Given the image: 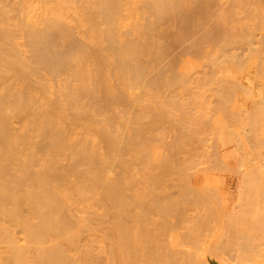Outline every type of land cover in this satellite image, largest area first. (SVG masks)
I'll list each match as a JSON object with an SVG mask.
<instances>
[{
  "label": "bare ground",
  "instance_id": "obj_1",
  "mask_svg": "<svg viewBox=\"0 0 264 264\" xmlns=\"http://www.w3.org/2000/svg\"><path fill=\"white\" fill-rule=\"evenodd\" d=\"M29 1L0 0V264H101L100 260L104 262L107 260L106 264H193V261L196 264L198 261H195L194 257L197 258V254L193 255L189 251L188 255L193 256V258L187 256L189 261H185L187 258L184 256L179 259L175 255L180 253L178 255L180 256V249L183 252V248L189 244L188 242L192 247L197 246L195 240H197L199 232L207 222L211 221L214 214H218V211L215 208L214 210L209 208L206 223H202L198 219L200 211L204 212L206 206L214 205L217 201L216 192L212 188L213 182L208 178H204L199 183L198 173L202 172L201 169L195 173L196 175L193 174L195 178L190 174L197 164H201V161L197 162L199 159L194 157H201L203 154L201 156L193 155V152L188 150H194L195 146L199 147L200 141L199 144L197 143L201 139L200 136L209 130L214 131L218 141V150L228 149L236 143V139H239L241 143L244 140L253 142L252 154L242 155L237 164L245 190L249 188L246 192L243 191V188L241 192L246 204H252V199L257 196L258 192H261L260 186L264 182L261 177L264 174V144L254 134V124H243L249 115H253V112L249 110L250 106L244 102L246 96L249 98L253 95V90L246 85L245 78L237 74L239 65L244 63L246 58L250 60L251 55H248L249 57L244 55L246 58L241 57V59L244 58L243 62L237 58L239 56L231 47L235 45L234 43H239L235 40L240 35L236 31L245 28V25L242 24L243 22L239 23L242 27L240 25L235 30L237 24L233 25V23L231 25L235 32L231 31V28L229 31L227 30L228 27H231L228 26L230 25L229 20L235 22L236 20L233 18H236L239 21L237 16L239 14L235 9L244 10V6L231 7L233 11L228 10L231 11L227 13L228 16L225 13L226 17H229L231 13L233 15H231L232 18H228L227 23L225 18L221 17L220 21L224 29L223 26L220 27L222 24L219 22L217 23L219 25L214 24L215 27H220L221 30L218 29V31L221 32L219 31V33L216 31L217 27L214 26L212 27L216 32L212 27L211 31L206 29L207 23L205 22L209 17L204 15L207 13H202L203 16L198 13L199 20L201 19L200 15L203 17L200 21L201 27L205 24L203 26L205 34H202L203 29L200 30L201 33L197 31L200 23L198 22L199 24L196 25L197 11L200 10L194 9L197 5L193 6L195 3L199 4L200 1L197 0H35L37 2L34 1L35 7L33 0V4ZM203 1L205 5H211L214 2L218 4L220 0ZM200 3L199 6L204 4L202 1ZM36 5L40 9V13ZM209 7L212 12L214 8ZM205 8L207 12L210 10L206 6ZM205 8L204 11H206ZM37 9L38 14H36ZM192 9L196 11L195 16V11ZM34 10L35 13H33ZM210 12L206 16H210ZM75 13L81 18L75 16ZM131 17L132 19H130ZM204 17L207 20H203ZM73 18L76 19L78 25L73 23L75 21L71 22ZM241 18L240 21H243L245 16ZM79 19L80 21H78ZM132 20L133 23H131ZM138 20L139 23L142 22L136 25L135 21ZM128 21L132 27L136 26L135 29L133 28L134 31L131 26L128 28ZM77 26L86 28L83 32L84 35L82 32L79 34L80 31L77 32L79 30ZM124 26L132 31L131 36L134 35V37L128 36L126 34L128 32L125 33L127 37L123 36ZM194 29L196 33H199L198 35L202 34L197 36L198 38L195 36L196 33L193 35L194 38L196 37L193 39L197 42H191L192 45H195L194 43H197V46L200 45L197 50H193L196 46L192 45L189 48L183 47L186 42L189 41L187 45L189 46L190 41H194L191 38L192 32H195ZM206 30L210 31L209 33L213 30L215 35L206 33ZM230 31L231 33H229ZM226 32L229 33V37ZM232 32L236 33L235 39ZM230 34L233 35L230 36ZM79 35H82V38L86 40L78 37ZM76 37L81 38L83 42ZM231 37L236 42H233ZM167 39H171L170 45L169 41H166ZM165 41L168 42L167 48H175L173 56L176 55V63L173 57L172 63L174 62V64L168 60L170 63L167 62V68L166 65H163L165 63L163 60L171 51L169 52L166 46L165 48L162 46ZM172 42L180 49L176 50V47L171 45ZM164 49L168 51L166 54H164L166 52ZM175 50L180 51L182 55L176 53ZM229 52L234 55H230ZM177 54L178 57L180 56L178 61L186 58L181 61L183 65L179 69L177 68L181 64L180 62L178 67L174 66L178 63ZM164 55L166 58L162 59ZM161 59L162 66H165L167 70L170 68L167 73L164 71L165 75H159L165 70L163 69L161 72V68H163L160 67L161 65L159 66ZM170 64L173 67H169ZM158 66L160 69L157 68ZM153 68L159 69L160 73H156L158 71L156 69L152 73ZM149 71L152 75L156 73L154 76L157 78L149 79L148 77L152 78V75L147 76L148 73L150 74ZM146 77L151 81H148ZM194 83L196 91L192 93L198 96L199 101L190 104L187 99L191 96L190 90H195L192 88ZM164 87L169 90L178 87V90L182 91L179 96L183 95L184 99L182 100H185V104L182 103L184 105L182 108L184 110H181L183 114L176 110H180L182 106V104L180 106V98V101L177 99L170 103L167 101L169 103L167 106L164 105L167 104L164 101L165 111L162 109L163 114H160L161 107H157V109L156 105L158 106L163 96L157 99V101L160 99L158 102L155 99L157 98L156 94L160 96V93L165 92L164 89L160 90ZM122 90L124 94L119 99L121 102L122 97L124 99L126 97V99L130 98L128 103L130 107L137 106L139 102L136 108H139L140 104L143 106L142 103L144 106L146 105L145 107L150 108L151 104L154 105V101H156L157 104L152 106L154 108L151 107V112L154 113L156 108L159 111L156 110L155 113H159H154L156 117L152 116L153 114L149 112L150 109L147 111L146 108L145 111L142 106L138 109L139 112L136 108L132 112L125 109L126 107L130 109L129 105L125 104L124 108V105L119 102L120 105H123L120 111L125 109L127 112L121 111L122 114L119 115L122 117H120L117 114L119 112L117 105L115 111L118 110V112L111 110V113H116L117 116L113 113L116 118L112 119L104 115L105 120L103 114L108 115L109 113L106 112V108H102L103 105L100 102L108 103L110 100L111 102L106 106L113 103L118 104V99L112 103L111 97L113 99V95L119 91V98ZM139 90L142 92L138 95ZM134 91L137 95L134 94ZM174 92L178 96L175 89ZM98 97L102 100L98 104L102 105L101 107L96 105L98 100H94ZM86 99H93L95 103L90 101L93 103L91 105ZM84 102L87 103V106ZM148 102L151 104L149 105ZM175 102L177 105H174ZM88 104L91 107L84 108L88 107ZM94 104L97 107L92 109ZM212 104L215 105L212 106ZM99 107L101 110H98ZM107 107L110 109L109 106ZM252 108L255 109L258 117H264L263 98L258 97L253 101ZM90 109L98 111L91 110L92 113H97L94 122L89 119L94 116ZM199 109L202 111L199 112V115H194L196 117L195 121L192 118L194 121L192 124L190 122L192 112L199 111ZM78 111H81V117H83L80 118L84 121L86 119V126H81L84 121L79 120L81 114L77 116L78 120L82 121L81 124L79 122L77 124H80L84 128H82L83 130L79 125L76 127L72 124L75 126L72 127L73 129L68 127L70 122L74 123L71 117L77 115ZM175 111L181 115L177 122L172 121L178 120L175 118L178 114L174 116ZM71 112H74V116L70 117V121ZM166 115L174 118L172 120L170 118L174 123L168 120L172 128L167 122L171 132L173 129L176 132L178 131L176 129L183 128L181 133L173 132L174 137L179 135L176 140L172 134L170 145L162 142L166 140V136L164 133V140L162 132H159L164 127L168 131L166 123L163 124L162 121L164 119L166 122L168 119V117H164ZM148 116L153 121L149 119L147 124ZM108 118L112 120L109 121ZM145 118L146 120H143ZM75 119L77 121V118ZM142 120L146 124L142 123L141 125ZM88 122L91 124H87ZM189 122L190 124H188ZM17 124L22 126H20L21 129L16 128ZM161 124L163 125L160 127L163 128L162 130L158 127ZM248 125L250 126L247 127ZM192 126L195 127L192 128ZM76 128L82 130L81 136L77 137L76 134H73L74 136L68 137L64 134V132L70 134L72 131V133L78 132L77 135H79L80 129L76 131ZM186 130H190V133L184 134L188 133ZM157 132L161 133L162 139H160V135H157ZM184 135L197 136V145L193 142L196 139L192 137L193 143L188 144H194V146L192 145L194 148H189L191 145L188 147L187 142L191 139L187 141L188 137ZM156 139L162 140L159 142L166 146L169 145L168 150H171L172 153L167 150L168 153L165 152L167 156L161 157L162 150L166 151L167 147L164 145V149L158 147L162 144ZM173 139L176 140L174 142L176 146L172 143ZM41 143L43 147H41ZM170 146L173 148L171 149ZM183 146L187 148L185 151L190 155L187 156ZM48 147L52 149L46 151ZM104 149L105 154L103 153ZM155 150L160 155H156ZM181 151L182 154H185L184 157L187 156L186 159L180 156ZM38 155L40 157L36 158ZM129 155L131 159L128 158ZM158 156L160 157L158 158ZM190 156L194 160L189 159ZM114 157L117 160H119L118 157L125 159L120 160L122 165L118 163L122 166V168L119 166L118 171L120 170V172L118 173L115 171L117 167L113 169L112 163L119 162L117 160L113 162ZM180 157L182 160L184 159V162L187 160L186 163H181L183 161ZM64 158L65 161L70 159L67 161L68 163L66 162L69 167L62 166L64 163L61 165V159L64 161ZM127 158L131 161L125 162ZM152 160L158 162V166L155 164V167ZM114 165L116 164L114 163ZM133 169L141 170V172ZM112 170L115 172H111ZM110 172L114 176L115 173L118 174L114 177L115 179H112L113 176ZM134 172L140 176L135 174L137 178L133 177ZM108 176L109 178H107ZM165 182H169L170 186ZM164 183L168 186L166 189H162ZM137 186L145 187L143 189L146 192L147 190L157 192L156 190L161 188L164 193L161 190V194L157 192L158 195L151 196L150 194L155 192H150L147 195L141 189L142 187L138 190L140 189L143 193L139 192L136 189ZM100 191L102 192L100 193ZM96 195L98 196L96 197ZM95 197L96 207L93 208L95 205H91V203H93L92 198ZM105 202L108 205H105L106 209H102L107 211L108 216H113L112 219H107L106 225L114 218L115 221L117 220L116 223L114 220L112 221L114 225L110 223L112 229H109L111 226L107 225L109 232L106 231L108 233L106 239L103 238V241L106 240L108 243L106 260L103 255V259L101 258L102 253L99 254L100 256H98V252L94 255L96 250L93 252L95 249L93 246L95 244L96 247V243L92 240L94 232L98 234V230H100V235H103L104 229L101 224L107 217L102 221L103 216L101 215L105 212L103 210L100 216L98 214L93 216L92 213H95L94 210L99 206H104ZM91 207L94 209H92V213ZM83 214L88 215L82 216ZM244 214L251 215L249 211H244ZM246 226L250 232L258 229L253 241L247 245V250L250 252L254 242H262L264 237V213L255 214ZM98 227H102V232ZM156 228L160 230V233L166 232V236L169 237L170 241L165 240L164 246L159 243L160 246L153 244L156 243V236H158L154 235L155 232V234L158 232ZM182 228L187 231L185 235L176 232ZM16 231H20L24 235V238L21 237L24 239L23 242L27 241L24 243L25 245L18 244L20 242L17 240L21 237L16 236ZM20 233L19 235H21ZM168 233H170L169 236ZM258 234L260 235L257 237ZM176 236L177 238L181 236L179 241L182 245L176 243L178 242ZM17 237L19 238L17 239ZM182 239H185L184 241L187 243L183 244ZM52 242H56L55 245ZM167 242L169 243L167 244ZM26 243L29 244L28 249ZM2 245H7V248ZM261 245L263 244H258V247ZM21 247L26 249L23 250ZM176 248H179L178 253H175Z\"/></svg>",
  "mask_w": 264,
  "mask_h": 264
},
{
  "label": "rangeland",
  "instance_id": "obj_2",
  "mask_svg": "<svg viewBox=\"0 0 264 264\" xmlns=\"http://www.w3.org/2000/svg\"><path fill=\"white\" fill-rule=\"evenodd\" d=\"M28 1V0H27ZM35 0H33V2H34ZM137 1V0H136ZM194 1H196V0H194ZM198 2L200 1H202V3H204V4H202V6L205 8V6L208 8L209 6H212L214 9H212V12H210L211 11V9H210V7L208 8V9H210V10H208V12H210L211 14H210V16H206L207 14H208V12H207V9H206V11H204V8L202 7V6H199V4L201 5V3L199 2V4L197 3H195V5L193 4V6H195L196 7V5H197V9L196 8H194L195 10H200V11H197V16H198V13L199 14H202V13H207L206 15H204V14H202V16L204 15L205 17H209L208 18V20H207V18H205L204 17V19L203 20H207V22H205V23H207V26L205 25V27H206V29L208 30H210L211 31V27L212 26H214L215 27V25H219V24H217L218 22L220 23V24H222V22L220 21L222 18H225V20H226V23H227V21L229 20L228 18L230 17V18H232L231 17V15H232V13H231V15L229 16V17H226V16H228V14L227 13H230L228 10H232L231 9V7H237V8H239V7H243V9L244 10H240V9H235V11L237 10V12H238V14L239 15H237L238 16V18H239V21H240V18L241 17H243L244 18V16H245V18H244V20L243 21H238V19H236V18H233V19H235L236 21L235 22H231V20H229V22H230V25H228V26H231V27H228L227 28V30L229 31L230 29L229 28H231L232 30L231 31H234V27H233V25H236L235 26V30H236V28H238V26H240L241 24H239V23H242V24H244L245 25V28H242V29H238L239 31H236L238 34H240L238 37H236V33H234V32H232V33H234V35L235 36H233V38L234 37H236V39L235 40H237L239 43H234V44H232L231 43V41H229V40H227V42H230L232 45H234V46H231L233 49V51L236 53V55L237 56H239V57H237L236 55V57L238 58V59H240V60H243V62H244V58L243 59H241V57H243L244 55L246 56L247 55V57H249L250 55H251V59L250 60H248L249 58H246L245 56V58H246V60H245V62L244 63H242V61H241V63L242 64H240L239 65V68H238V72H237V74L239 75V76H242L243 78H245V80H244V82L246 83V85L247 86H249L252 90H253V95L252 96H250L249 98L246 96V98H245V100H244V102H246L247 104H248V106H250V109L249 110H251L252 112H253V115H249L246 119H245V121L243 122V124L244 125H247V124H254V126H255V133L254 134H256V136L258 137V139L264 144V117L262 118V117H258L257 116V114H256V112H255V109L254 108H252L251 109V105L253 104V101H255L256 99H258V97H260V98H263V101H264V0H220L219 2H218V4L216 3V2H214L213 4L211 3V5H205V2L203 1V0H197ZM216 1V0H215ZM29 2H31L32 4H33V2H32V0H30ZM36 2V1H35ZM34 2V7H35V4L37 3H35ZM193 3V2H192ZM216 3V4H215ZM240 4H242V5H240ZM191 5V4H190ZM214 5V6H213ZM215 5H217L216 7H215ZM239 5V6H238ZM192 6V5H191ZM192 6V7H193ZM199 6V7H198ZM36 7H37V5H36ZM192 7H190V8H192ZM211 7V8H212ZM38 8V7H37ZM39 9V8H38ZM38 9H37V11H36V14H38L37 12H38ZM194 9H192L193 11H195ZM191 10V11H192ZM203 11V12H202ZM227 11V12H226ZM233 11V10H232ZM234 11V12H235ZM33 13H35V10H34V12ZM39 13H40V9H39ZM71 13H73V12H71ZM195 14H194V16L196 15V11L194 12ZM225 13H226V16H225ZM126 14V13H125ZM34 15V14H33ZM72 15V17H73V14H71ZM71 15H70V17H71ZM209 15V14H208ZM75 16H80V15H76V13H75ZM137 16H138V14H137ZM201 15H200V18L202 19L203 17H202ZM223 16H225V17H223ZM233 16V15H232ZM241 16V17H240ZM139 17V16H138ZM222 17V18H221ZM75 18V17H74ZM73 18V20L71 21L70 19H69V21H71V22H73V21H75V22H73L74 24L76 23L77 24V22H76V19H74ZM77 18V17H76ZM79 18H81V17H79ZM136 18V17H135ZM198 18V20H197V24L196 25H198L199 23H200V21H201V19L199 20V16L197 17ZM196 18V19H197ZM130 19H132V17L130 18ZM129 19V20H130ZM137 19V18H136ZM135 19V20H136ZM139 20H141V17H139ZM139 20L138 21H135L136 22V25L139 23ZM202 20V22H204ZM241 20H242V18H241ZM17 21V20H16ZM15 21V22H16ZM78 21H80V19L78 20ZM237 21H238V23H237ZM135 22H134V24H135ZM142 21H140V23H141ZM199 22V23H198ZM223 22H224V20H223ZM228 22V23H229ZM131 23H133V20H132V22ZM139 23V24H140ZM226 23L224 22V25H225V27H226ZM234 23V24H233ZM236 23V24H235ZM128 28H130L129 26H131V29H133L134 27H132V25H130L129 24V21H128ZM133 24V25H134ZM215 24V25H214ZM231 24H233V25H231ZM71 25H72V23H71ZM78 25V24H77ZM196 25H195V27H196ZM203 25V26H204ZM201 27V23H200V26H198V29H197V27H196V29H197V31L199 32L201 29H203V31H202V34H205V32H204V28L205 27ZM209 26V27H208ZM221 26H223V24L222 25H220V27ZM75 27H76V25H75ZM83 26H81L80 28H82ZM125 27V26H124ZM200 27V28H199ZM208 27V28H207ZM214 27H212V29H214ZM217 27V26H216ZM215 27V28H216ZM219 27V26H218ZM217 27V29H216V31L219 33V31L221 30L220 29V27L218 28ZM241 27H242V25H241ZM240 27V28H241ZM77 28H79L78 26H77ZM79 28V30H77V32H79V34H81V32L83 33V32H85V30L84 29H86V28H82V29H80ZM135 28H136V26H135ZM134 28V29H135ZM134 29H133V31H134ZM218 29H220L219 31H218ZM223 29H224V26H223ZM123 30V29H122ZM206 30V33H209L208 31ZM226 30V29H225ZM131 30H129V29H127V26L125 27V31L123 30L122 32L124 33V35H123V33H121V30H120V33L124 36V37H127V35L126 34H128V36H130V37H134V35H132L131 36V34H133L132 33V31L130 32ZM194 31H195V29H194ZM214 31H215V29H214ZM215 31V32H216ZM231 31L229 32V33H231ZM76 32V33H77ZM126 32H128V33H126ZM196 33V31L195 32H192L193 34L191 35V38L193 39L194 38V33H196L195 34V36L197 37H199L200 35H202V34H200V35H198L199 33H201V31L199 32V33ZM215 32H213V30H212V32L211 33H209L210 35L212 34V35H215ZM221 32V31H220ZM225 32V31H224ZM126 33V34H125ZM130 33V34H129ZM217 33V34H218ZM227 33V32H226ZM229 33H227V35L229 34ZM78 34V33H77ZM77 34H76V36H77ZM83 35H84V33H83ZM126 35V36H125ZM231 35H233V34H230V36ZM193 36V37H192ZM78 37H81L82 38V35L80 36H78ZM78 37H76L77 39H80L79 41H81V42H83V40L85 41L86 39H84V38H82L83 40H81V38H78ZM84 37V36H83ZM196 37L194 38V39H196ZM197 37V38H198ZM228 37H229V35H228ZM232 38V37H231ZM232 38V39H233ZM192 39H190V40H192ZM193 39V40H194ZM231 39V40H232ZM233 39V40H234ZM171 40V39H170ZM170 40L169 39H167L166 41H169V45H170ZM233 41V42H236V41ZM21 42L23 41V40H20ZM163 42L162 44V46H164V48H165V46H166V49H169V52L171 53H169V54H167L166 56H167V58L169 57V56H172L171 58L169 57V59H167L166 58V56L164 55V57H162V59L163 58H166L165 60H163V62L165 61V63H163V65H166L167 64V62H168V60L172 63V61H173V57H174V59H175V56H173L174 55V49L175 48H173L172 46L174 45V47H176V50H178V49H180L179 47L177 48V46L178 45H176V44H174V42H172L173 44H171L172 46V48H167V46H168V42ZM193 42H197L196 40H194V41H190V44H189V46H187L188 45V43H189V41L188 42H186L185 43V45L183 46V47H185V48H189V47H194V46H196V47H194L193 48V50H197V49H199V46H197V43H194L195 45H192V43ZM88 43V42H87ZM165 43H166V45H165ZM202 44V43H201ZM192 45V46H191ZM203 45V44H202ZM89 47H91L90 45H89ZM228 48H230V47H228ZM162 49H163V47H162ZM166 49H164V51L166 50ZM231 49V48H230ZM230 49H227V50H230ZM175 50V51H176ZM182 50V49H181ZM89 51V50H88ZM163 51V50H162ZM164 51H163V53H164ZM168 51L166 50V52L164 53V54H166ZM232 52V51H231ZM176 53H179V55H182V53L180 54V51H176ZM229 54H230V52H229ZM231 54H233V53H231ZM230 54V55H231ZM234 55V54H233ZM249 55V56H248ZM177 61L179 60L178 58H180V56L178 57V54H177ZM182 58V57H181ZM185 58V57H184ZM184 58H182V60L184 59ZM162 59H161V63L159 64V66L160 67H163L162 66ZM186 59V58H185ZM181 60V61H182ZM181 61H178V63L176 64V65H174L175 66V68L176 67H178L177 69H179L180 68V66L182 67V63H181ZM170 62H168V64L170 63ZM175 63H176V59H175V61H174ZM174 62L172 63V64H174ZM181 64H180V63ZM167 64V65H168ZM178 64H180V65H178ZM167 65H166V68H167ZM178 65V66H177ZM159 66L157 67V68H159ZM169 67H173L171 64H170V66ZM168 67V68H169ZM157 68H153V70H151L152 71V73H154L156 70H158L156 73H160V71H159V69H157ZM156 69V70H155ZM163 69H165V66L163 67V68H161V72H162V70ZM169 70H170V68H169ZM169 70H167V69H165V70H163V72L164 71H166V73L169 71ZM176 70V69H175ZM151 71H149L150 72V74L148 73L147 74V76H151L152 75V73H151ZM154 71V72H153ZM158 73L159 75H165V72L164 73ZM156 73L155 74H153L152 75V78L151 77H148L149 79H155V78H157L156 76H154V75H156ZM159 75H157L158 77H159ZM169 75V74H168ZM168 75H166V76H168ZM146 79H147V77H146ZM149 79H147L148 81H151V80H149ZM57 86H59V85H57ZM192 88H195V90H190V92H191V96H190V98H188L187 99V102H189L190 104H193L194 102H196V103H198V96H196V95H194L195 93H192V92H194V91H196V84L194 83V84H192ZM213 88H214V86H213ZM164 89V91L165 92H163V93H160L159 92V90H158V93H160L161 95L159 96L158 94H156L157 95V98L155 99L156 101H157V99L158 98H160L161 96H163V97H161V99L163 100V102H161V101H159L160 103V106H159V104H158V106L156 105V108L157 107H161V109H160V111L162 110V111H165L164 110V108L163 107H166L170 102H172V100L173 101H175L174 99H177V100H179V98H180V100H181V102H180V106H181V104L183 103V104H185V100L183 101L182 99H184L182 96H179V95H181L182 94V91L181 90H178V87H175L174 89H175V91H177L176 92V94L179 96H176L175 95V92L173 93V91H174V89L173 88H171V90H169L168 88V90L164 87V88H161L160 90H163ZM166 89V90H165ZM177 89V90H176ZM137 91V90H136ZM122 93H120V97L118 98V96H119V91L118 92H114L115 93V95H117L116 96V99H114L115 98V95H113V99H112V97H111V100H112V103H113V101H115V100H117L118 99V104H116L115 105V103H113L112 105H114V106H112V105H107V106H109L110 107V109L106 106V104H108V103H110L111 101L109 100V102L107 103L106 101H105V103H103V101L98 97L97 99L95 98L94 100H98V101H96V105H98L99 104V102H100V100L102 101V103L100 102V104H102L101 106H102V108L104 109V108H106L105 110H107L106 112L107 113H109L108 115L107 114H103V118H105L106 116L107 117H110V118H112V119H114V118H116V113L115 112H118V110H116L115 111V109H119V112L117 113L118 115L119 114H122V112L121 111H123L124 113H126L127 112V110H130V111H132V112H134V109L138 106V104H139V102H138V104H137V106L135 105V106H133V107H130V105L128 104L129 102H130V98H128V96H127V98L128 99H126V97H125V99H124V97H122V102H121V100H119V99H121V96L124 94V92H123V90L121 91ZM135 92V91H134ZM141 92L142 91H138V95H139V93L141 94ZM156 93H157V91H156ZM181 93V94H180ZM134 94H136V92L134 93ZM163 94V95H162ZM137 95V94H136ZM242 95H245V94H242ZM141 96V95H140ZM167 97V98H166ZM176 97H178V98H176ZM241 97V96H240ZM124 99V100H123ZM89 100V99H88ZM88 100L86 99V101L88 102ZM93 99L92 100H89V103L91 104L92 102H90V101H93V103H95V101H94ZM171 100V101H170ZM179 100V101H180ZM243 100V99H242ZM85 101V100H84ZM85 101V102H86ZM156 101H154V105H155V103L157 104V102ZM164 101H166L165 103H167V104H164ZM167 101H169V103L167 102ZM179 101H176L177 103L179 102ZM84 102V103H85ZM119 102L121 103V104H123V105H120L119 104ZM145 102V101H144ZM176 102H175V104L174 105H177L176 104ZM92 103V104H93ZM149 103V102H148ZM87 103H85V105H86ZM90 104H88V107H84V108H89V107H91V106H89ZM91 104V105H92ZM104 104H105V107H104ZM125 104H126V106H128L129 105V107H130V109H128V107H126L125 106ZM143 104V106H144V103H142ZM146 104H147V101H146ZM151 103H149V105H150ZM153 104V103H152ZM151 104V107L152 106H154V105H152ZM166 105V106H164V105ZM182 104V106L180 107V106H178V107H180V110H178V109H176L177 110V112L178 111H181L182 110V108H184L183 105ZM95 105V104H94ZM92 106V109H93V107H97V106ZM118 105V106H117ZM162 105V106H161ZM179 105V104H178ZM215 104H212V106H214ZM98 106H100V105H98ZM100 106V107H101ZM112 106V107H111ZM116 106H117V108H116ZM121 106H123L125 109H127V110H125V109H122L121 111H120V108H121ZM141 104H140V107L139 108H141ZM142 106V109L144 108L145 109V111H146V108L148 109L147 111H149V109H150V113H152L151 112V107L150 108H148V107H143ZM100 107H99V109L98 110H101L100 109ZM122 107V108H123ZM177 107V108H178ZM112 108V109H111ZM133 108V109H132ZM139 108H136V110H138ZM152 108H154V107H152ZM155 108V111L158 109H156ZM92 109H90V112H91V110ZM97 109H95V110H97ZM132 109V110H131ZM141 109V110H142ZM89 110V109H88ZM95 110H92V111H94V112H98V111H95ZM111 110L112 111H115V112H113V113H115V115L116 116H114V114L113 113H111ZM135 110V111H136ZM154 110V109H153ZM184 110V109H183ZM182 110V111H183ZM84 111H86V110H84ZM103 111V110H102ZM126 111V112H125ZM129 111V112H130ZM140 110H138V112H139ZM155 111H153L154 113H155ZM157 111H159V110H157ZM160 112V114H163V112ZM182 111L181 112H178V113H182ZM202 110L201 109H199V111L198 110H196V111H193L192 112V114L193 115H191L192 117L190 118L191 119V121L190 122H192V124H193V122L195 121V117L197 116V115H199V112H201ZM88 112V111H87ZM87 112H84V113H87ZM90 112H88L89 114L88 115H90L91 116V114H90ZM101 112V111H100ZM137 112V111H136ZM72 113V112H71ZM70 113V114H71ZM75 113H77V112H75ZM82 113H83V111H82ZM92 113V112H91ZM101 113H103V112H101ZM100 113V114H101ZM104 113H105V111H104ZM110 113H111V116H110ZM147 113V115H148V112H146ZM150 113H149V115H150ZM154 113H152L153 115L152 116H155L156 117V115H154ZM157 113H159V112H156L155 114H157ZM175 113V115L174 116H176V114H178V113H176V111L174 112ZM78 114H81V111L79 112L78 111V113H77V115L75 114V116H74V112L71 114V115H69V120L71 121V118H72V122H74V123H71L70 121V123L67 125H65L66 126V128H67V126L68 127H78L77 125H79V127H81L82 125L84 126H86V119H85V121L83 120V119H81V118H83V117H81L82 116V114L81 115H79V118L77 117L78 116ZM97 114V113H96ZM96 114L95 113H92V115H94V116H92L91 118H89L92 122H94L93 120H95L96 119ZM180 114H178L175 118H179L181 115ZM183 114V113H182ZM104 115H105V117H104ZM194 115H196V116H194ZM71 116H74L75 118H77V121H76V119L74 118V117H71ZM84 116V115H83ZM120 116V115H119ZM118 116V117H119ZM151 116V117H152ZM173 116V117H174ZM71 117V118H70ZM94 117H95V119H94ZM97 117H98V115H97ZM114 117V118H113ZM120 117H122V115L120 116ZM150 116H148V120H146V118L145 119H143V120H146V122L148 121L149 122V118ZM164 117H168V119L166 120V122L164 121V119L162 120V119H160V120H162L161 122L163 123V124H165L166 123V126H167V122H169L168 120H170V118H171V120L172 119H174V118H172V117H170V116H164ZM194 119V121H192L193 119ZM75 119V120H74ZM83 120L84 122H85V124H84V122H82L83 124H81V122L79 121V120ZM112 119H110V120H112ZM153 119H155V118H153ZM187 119V118H186ZM189 119V120H190ZM105 120H106V118H105ZM108 120H109V118H108ZM109 120V121H110ZM143 120H142V122H140L141 123V125H142V123L143 124H146V122L144 123L143 122ZM150 120H152V119H150ZM170 120V121H171ZM180 119H178V120H172V121H175V122H177V121H179ZM153 121V120H152ZM171 121V123H174V122H172ZM76 122V123H75ZM80 123L81 124V126H80V124H77V123ZM148 122H147V124H148ZM160 122V123H161ZM190 122L188 123V124H190ZM130 123V122H129ZM160 123H158V124H160ZM70 124H71V126H70ZM72 124L73 125H75V126H72ZM87 124H91V122L89 123H87ZM169 124H170V122H169ZM168 124V125H169ZM130 125H131V123H130ZM129 125V126H130ZM133 125H135V124H133ZM149 125H150V123H149ZM153 125V124H152ZM20 124L18 125H16V128L17 129H19L20 128ZM147 126V125H146ZM161 126H163L162 124L161 125H158V127H159V129L160 130H162L163 128H160ZM170 126V128H172V125L170 124L169 125ZM169 126H167V128H168V131H166L167 129L164 127V132H163V130L162 131H159V129H158V131L159 132H162V137H163V139L165 140V136H166V140L165 141H162V140H158V139H156V140H158V142L159 141H162L163 143L165 142V144L167 145V144H169L170 143V141H171V137H172V134H173V132H174V129L172 130L173 132H171L170 130L171 129H169ZM250 125H248L247 127H249ZM22 127V126H21ZM133 127V126H132ZM149 127V126H148ZM195 126H192V128H194ZM72 128V129H73ZM83 127H81V129H82ZM146 128V127H145ZM187 128V127H186ZM21 129V128H20ZM78 129H80V128H76V131L78 130ZM80 129V131H79V135H77V133L75 132V133H72V131H70V134H69V132H67V134L64 132V134L65 135H68V137H72V135L74 134H76V136L78 137V136H81L82 134L80 133V132H82V130L84 129H82L81 130ZM166 129V130H165ZM176 129V128H175ZM183 129V128H182ZM182 129L180 128V129H176V130H178L180 133L182 132ZM188 129H191V128H188ZM68 131L70 130V129H67ZM129 130V129H128ZM175 130V131H176ZM170 131V132H169ZM178 131H176V132H178ZM184 131H185V129H184ZM184 131H183V133H184ZM188 131V133H184V134H189L190 132V130H186V132ZM168 132V133H167ZM176 132H174V133H176ZM178 132V133H179ZM238 133L240 132V131H237ZM83 133V132H82ZM127 133H130L129 131H127ZM158 133V132H157ZM165 133V136H163V134ZM168 135H167V134ZM81 134V135H80ZM73 135V136H74ZM159 137H160V139H162L161 138V133H158L157 134ZM179 135V134H178ZM178 135H176V137H174L175 136V134H173V138H175L176 140H177V136ZM157 136V137H158ZM185 137L187 136V135H184ZM200 136V135H199ZM199 136H198V139H199ZM67 137V136H66ZM188 138H187V141H188V139L190 140L191 139V141H188L187 142V144L188 143H190V142H192L193 141V139L195 138L196 140L195 141H193L194 142V144L195 145H197V144H199V141H200V144H199V147H197V146H195V148L193 147L194 146V144H186L189 148H194V150H188L189 152H193V155H197V154H199V156H201V154H203L201 157H198V156H195L194 158H198L199 159V161H197V162H200L201 164H197V166H196V168L195 169H193L192 171H191V173L190 174H194V175H196L195 173H197V171L198 170H202V172H200V173H198V175H199V183H201L202 182V180L204 179V178H208L210 181H212L213 182V184H212V188H213V190L216 192V199H217V201L214 203V205L213 204H210V205H208V206H206L205 207V209H204V212L203 211H200V216L198 217V219H200L201 220V222L202 223H206V221H207V214H208V212H209V208L210 209H212V210H214V208L218 211V214H214L213 216H212V219H211V221H209V222H207L206 224H205V226L201 229V231L199 232V236L197 237V240H195V241H197V246L195 247V246H191V245H189V244H191L190 242H188L189 244H187L186 246H184V248H183V246H181L182 248H183V252L181 251V249H180V251L179 252H181V255L180 256H178L180 253H178V249L180 248H176V252L175 253H178V255H175L176 257H178L179 259H180V257H181V259L182 258H187L185 261H189L188 260V257H190L189 255H188V253H189V251L191 252V254L193 253V255L195 254H197V258H195L194 257V259H196L195 261H198L197 263L198 264H264V237H263V239H262V242L261 241H255L254 242V244H253V246L251 247V250H250V252H248V246L247 245H249V243L250 242H252L253 240V237H255V234L258 232V229H256V230H252L251 232H250V230L249 229H247V227L248 226H246V224H247V222L249 221V220H251L254 216H255V214H258V213H260V214H262V212L264 213V182H263V185L262 186H260V190H261V192H258V194H257V196H254V198L252 199V204H250V205H248V204H246V201H245V198H244V196L241 194V192H242V189L244 188V190L243 191H248L249 190V188H246V190H245V185L243 184V181H242V176L240 175V171L237 169V164L239 163V160L241 159V157H242V155H244V154H252V147H253V145H254V143L253 142H248V141H243V143H241L240 142V140L239 139H236L237 141H236V143H234V145H232V146H230L228 149H226V150H224V149H220V150H218V148H217V146H218V141L216 140L217 138H216V136H215V134H214V131L213 130H209V131H207L206 133H204L203 135H201L200 136V138L201 139H199L198 140V143H197V136H195V137H193V139H192V137L189 135V136H187ZM191 137V138H190ZM175 139H173L174 141L172 142V143H174L176 140ZM155 140V141H156ZM201 140H202V142H201ZM43 142V141H42ZM45 142V144H47L46 143V141H44ZM157 142V141H156ZM158 142H157V144H158ZM162 142H159L160 144H162V145H160V146H158V147H164V146H166V145H164ZM192 142V143H193ZM197 143V144H196ZM44 144V143H43ZM156 144V145H157ZM164 145V146H163ZM170 145V144H169ZM169 145L168 146H166L165 148H166V151H164V150H162V148H161V150H162V152L164 151V155L162 156V152H161V157H164V156H167V155H165L166 153H168L167 152V150H168V147H169ZM173 145H175V143L173 144ZM200 145H201V147H200ZM45 146V145H44ZM101 146H103V145H101ZM176 146V145H175ZM185 146V145H184ZM183 146V149H184V151L185 150H187V148L186 147H184ZM41 147H43L42 146V143H41ZM237 147H238V150H237ZM102 148H104V146L102 147ZM156 148H157V146H156ZM156 148H154V149H156ZM170 148H171V146H170ZM169 148V149H170ZM173 148V147H172ZM171 148V149H172ZM52 148H47V150L46 151H50ZM164 149V148H163ZM183 149H182V151H183ZM157 150H158V152H159V149L157 148ZM174 150H175V147H174ZM263 150H264V148H263ZM169 151V150H168ZM181 151V155L180 156H183V155H185V154H182L183 152ZM166 152V153H165ZM188 152V153H189ZM102 153V152H101ZM104 154H105V149H104V152H103ZM155 153H156V155H158L157 154V151L155 150ZM169 153H172L171 152V150L169 151ZM174 153V152H173ZM185 153H186V151H185ZM188 153H186L187 154V156L188 155H190V154H188ZM103 154V155H104ZM160 155V154H159ZM168 155H170V154H168ZM192 155V154H191ZM193 155H192V157H193ZM130 156V155H129ZM186 156V157H187ZM38 157H40V155H38L36 158H38ZM64 157V156H63ZM63 157H62V159H63ZM126 157H128V156H126ZM160 156H158V158H159ZM184 157V156H183ZM186 157H184V159H186ZM192 157L190 156V158L189 159H192ZM65 158H66V156H65ZM65 158H64V161L61 159V165H62V163H64L62 166H64V167H69V165L68 164H66V162L67 161H69L70 159H68L67 161H65ZM119 158V160H117L116 159V157H114V159H113V162L114 161H119V162H114L116 165H114V163H112L113 164V169H115L116 167H117V169L115 170L117 173L118 172H120V170L118 171V168H119V164H121L122 162H120V160H125L124 158H120V157H118ZM128 158H130L131 159V156L130 157H128ZM128 158H127V160L125 161V162H127V161H129L128 160ZM187 158V159H188ZM201 158V159H200ZM67 159V158H66ZM180 159L182 160V157H180ZM183 159V160H184ZM154 161L156 160V159H153ZM152 160V164H153V161ZM182 160V161H183ZM192 160H194V159H192ZM195 160H197V159H195ZM131 161V160H130ZM186 161L187 160H185V162L183 161V162H181V163H186ZM68 163V162H67ZM70 164H71V162H69ZM119 163V164H118ZM155 164H157V166H158V162L156 163V162H154V166L156 167V165ZM67 165V166H66ZM118 165V166H117ZM122 165V164H121ZM121 168H122V166H120ZM120 168V169H121ZM206 168H208L207 170H205ZM134 170V169H133ZM133 170H132V172H133ZM115 171H111V172H115ZM134 171H137L136 169L134 170ZM110 172V173H111ZM137 172H141V170H138ZM137 172L135 173H133L134 175H133V177H135L136 175H138L137 174ZM109 173V174H110ZM113 173H111L112 174V179H115L114 177H116L117 175H116V173H115V176L113 175ZM136 174V175H135ZM192 175H191V179L194 177V175H193V177H192ZM138 176H140V175H138ZM111 177H110V179H111ZM261 177L264 179V174H262L261 175ZM107 178H109V176L107 177ZM135 178H137V177H135ZM195 178V177H194ZM166 183V182H165ZM164 183V184H165ZM167 183H169V182H167ZM166 183V184H167ZM165 184V185H166ZM165 185H163L164 187H162V189H166V187H168V186H170V183H169V185L167 186H165ZM140 187H142V186H137V190H138V188H140ZM143 188H145V187H142L141 189H143ZM135 189V190H136ZM160 189V190H159ZM158 190H156L157 192H160V194H161V188H159ZM168 189V188H167ZM144 190V189H143ZM146 190H147V188H146ZM152 190V189H151ZM139 192H141V193H143L142 191H140V189L138 190ZM145 191V190H144ZM148 191H149V193H148ZM163 191V193H164V190H162ZM165 191H167V190H165ZM174 191H177V190H174ZM102 191H100V193H101ZM150 192H155V191H150V190H147V192L145 191L144 193H146L147 195L148 194H150ZM157 192H155V193H152V194H150L151 196H153V194L154 195H158L157 194ZM173 192V191H172ZM170 193H171V190H170ZM128 194V193H127ZM145 194V195H146ZM129 195H130V193H129ZM128 195V196H129ZM95 196V195H94ZM98 195H96V197H97ZM96 197L95 198H92V200H93V203H91V205L92 204H94L95 206L93 207V208H95L96 207V203H94V202H96ZM130 197V196H129ZM91 200V201H92ZM107 203L105 202L104 203V206L102 207H98V208H96L95 210L91 207V213L93 212L92 211V209L94 210V212L95 213H92V214H94L93 216H95L96 214H98L99 216H100V213H102V211L104 210V209H106V207H105V205H106ZM108 205V204H107ZM108 207V206H107ZM102 208H104V209H102ZM244 211H249L250 213H251V215L250 216H247V215H245L244 214ZM90 212V211H89ZM103 212H105L104 214H105V216H104V214L102 213V215L101 216H103V219H102V221L105 219V217H107L106 219H105V222L103 221V224H101L102 226H103V229L105 230L106 229V227H107V230H103L102 229V227L101 228H99L100 227V225H99V227H98V229H101V232H102V230H103V235L102 236H104V237H102L101 235H100V230H98L99 231V233L97 234L96 232H94V234L96 233V235H94L93 234V237H92V240L93 241H95L94 243H96V247H95V244H94V246H93V252H94V255L98 252V256H100L99 254L100 253H102L101 254V258L103 259V256H104V260H106V258H107V252H108V247H107V241L105 240V241H103L104 239H106L105 237L107 236V234L108 233H106V231H108L109 232V230H108V226L107 225H109V227L111 226V224L112 225H114L113 223L114 222H108V224L106 225V221H107V219H112V217L113 216H108V214H107V211L106 210H104ZM106 214H107V216H106ZM192 214H193V212H192ZM88 214H86V215H82V216H87ZM239 215V218H237V216ZM156 216V215H155ZM109 217V218H108ZM158 217V216H157ZM238 220H237V219ZM154 219H155V217H154ZM158 219V218H157ZM157 219H156V222H157ZM160 219V218H159ZM197 219V220H198ZM108 221H110V220H108ZM115 221V220H114ZM247 221V222H246ZM117 222V220L115 221V223ZM245 222H246V224H245ZM104 223H105V225H104ZM159 223V222H158ZM157 224V223H156ZM153 225V224H152ZM152 225H150L151 227H153ZM104 226H106L105 228H104ZM149 226V227H150ZM157 226V225H156ZM95 227V229H96V227H97V225L96 226H94ZM114 227V226H113ZM150 227V228H151ZM155 228V227H154ZM154 228H153V230H154ZM109 229H112V226H111V228H109ZM156 229H158V228H156ZM96 230V231H97ZM155 231V230H154ZM157 231V230H156ZM175 231V230H174ZM110 232H111V230H110ZM159 232V233H158ZM158 232H157V234H155L154 233V235L156 236V235H158V236H156L157 237V239L155 240L156 241V243H153V244H157V245H159V244H166L165 242L168 240V241H170L169 240V237H167L166 235H167V233L166 232H163V233H160V230L158 229ZM176 232H178V234H184L185 235V233L187 232L185 229H183L182 228V230H176ZM180 232V233H179ZM17 233H18V235H17ZM19 233H20V231L18 232V231H16V236H19V237H21V236H23V238H24V235H22L21 233V235H19ZM104 233H105V235H104ZM87 235V234H86ZM170 235V233H168V236ZM173 235V234H172ZM177 235V234H176ZM260 234H258L257 235V237L259 236ZM15 236V237H16ZM174 238H175V232H174ZM19 237H17V239L19 238ZM155 237V238H156ZM165 237H167L166 239H165ZM22 237H21V239H16L17 240V242H20V243H18V244H21V246L25 243V242H27V241H25V242H23L24 241V239H23ZM104 238V239H103ZM173 238V239H174ZM176 238H177V236H176ZM181 238V236H179V238H177L178 239V242H176L177 244L179 243V245H182V244H180V241L179 240H181L180 239ZM176 239V240H177ZM20 240V241H19ZM23 240V241H22ZM166 240V241H165ZM183 240V239H182ZM185 240V239H184ZM182 241L183 242V244H186L185 243V241ZM188 240H191V239H188ZM187 240V241H188ZM22 241V242H21ZM97 241H99V242H101V243H97ZM164 241V242H163ZM192 241V240H191ZM194 240L192 241L193 243L195 242ZM58 242H59V240H58ZM56 243V242H55ZM55 243H53L52 242V244H54L55 245ZM159 243V244H158ZM169 242H167V244H168ZM193 243H192V245H193ZM260 243H262L263 245H261L260 247H258V244H260ZM28 243H26V245H27ZM51 244V243H50ZM49 244V245H50ZM25 245V244H24ZM49 245H48V247H49ZM5 245H2V247H4ZM18 246V245H17ZM53 246V245H52ZM160 246V245H159ZM164 246V245H163ZM0 247H1V245H0ZM6 248H7V245L5 246ZM18 247H20V246H18ZM27 247V249L29 248V244H28V246H26ZM106 247H107V249H106ZM175 247H177V246H175ZM174 247V248H175ZM22 248V247H21ZM105 248V249H104ZM23 250L24 249H26L25 247H23L22 248ZM30 250V249H29ZM29 250H27V251H29ZM175 250V249H174ZM186 251V252H185ZM183 253V254H182ZM187 255H186V254ZM190 254V253H189ZM103 255V256H102ZM184 256V257H183ZM188 256V257H187ZM100 257H99V260L101 259ZM190 258H193V256H191ZM198 258H199V260H198ZM192 261H193V259H191ZM102 263L104 262L103 260H100ZM99 261V262H100ZM107 261V260H106ZM106 261L104 262V264H106ZM200 262V263H199ZM101 263V264H102ZM188 263V262H187ZM195 262L193 261V264H194ZM196 263V264H197Z\"/></svg>",
  "mask_w": 264,
  "mask_h": 264
}]
</instances>
